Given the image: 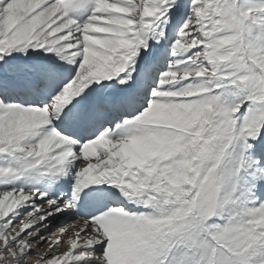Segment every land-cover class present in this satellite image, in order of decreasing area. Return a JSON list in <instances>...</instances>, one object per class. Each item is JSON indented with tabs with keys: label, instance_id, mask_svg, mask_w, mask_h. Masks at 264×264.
<instances>
[{
	"label": "snow or ice",
	"instance_id": "6c2138e0",
	"mask_svg": "<svg viewBox=\"0 0 264 264\" xmlns=\"http://www.w3.org/2000/svg\"><path fill=\"white\" fill-rule=\"evenodd\" d=\"M0 264H264V0H0Z\"/></svg>",
	"mask_w": 264,
	"mask_h": 264
}]
</instances>
